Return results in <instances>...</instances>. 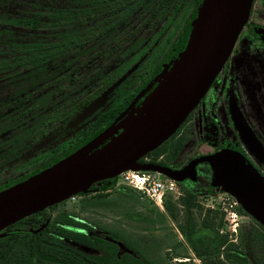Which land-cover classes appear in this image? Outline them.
Masks as SVG:
<instances>
[{
  "label": "flooded vegetation",
  "instance_id": "af4514ba",
  "mask_svg": "<svg viewBox=\"0 0 264 264\" xmlns=\"http://www.w3.org/2000/svg\"><path fill=\"white\" fill-rule=\"evenodd\" d=\"M200 1L85 0L81 54L77 49L57 48L54 33L49 34V44L55 45L49 57H42L46 49L41 48L16 49L18 55L4 50L6 61L0 64V189L38 172L99 134L105 132L98 146L117 134L122 120L139 106L184 45ZM35 36L48 40L47 30L37 31ZM27 52L36 54L26 56ZM112 84L102 102L87 108ZM169 144L178 145L175 152L170 146L157 154L150 150L136 164L158 163L178 169L198 154L232 147L264 178V0L251 1L227 58ZM195 169L193 184H206L211 175L208 162L196 163ZM102 180L91 183L86 192H75L74 197L0 228V264L88 263L85 235L90 240L99 237L103 258L111 257L114 246L117 257L126 253L135 261H144L134 251V244L96 231L81 218L80 210L59 207L82 201L85 195H103ZM230 235L221 249L240 239L236 233ZM169 250L168 246L163 264L175 259ZM195 257L202 264L201 257ZM233 258L224 261L233 264Z\"/></svg>",
  "mask_w": 264,
  "mask_h": 264
},
{
  "label": "water",
  "instance_id": "95a60500",
  "mask_svg": "<svg viewBox=\"0 0 264 264\" xmlns=\"http://www.w3.org/2000/svg\"><path fill=\"white\" fill-rule=\"evenodd\" d=\"M251 1L201 0L184 45L135 113L120 125V131L93 148L104 133L99 134L38 172L1 188L0 228L75 192H86L91 183L122 170H152L181 180L193 176L195 164L200 161L208 162L214 180L264 227V178L236 148L198 154L178 169L158 163L136 164L138 157L175 131L204 94L227 58ZM113 86L87 108L102 102L105 92Z\"/></svg>",
  "mask_w": 264,
  "mask_h": 264
},
{
  "label": "rangeland",
  "instance_id": "374dc122",
  "mask_svg": "<svg viewBox=\"0 0 264 264\" xmlns=\"http://www.w3.org/2000/svg\"><path fill=\"white\" fill-rule=\"evenodd\" d=\"M19 1L20 0H16L14 3H16L17 7H24L23 9H25L27 6L20 4ZM67 1L68 0H41V5L47 6L50 9H56L58 8L59 4H64ZM7 4L9 6H6L8 8V10L6 9L8 12L6 17L10 15V10L14 7V4L12 6H10L9 2H7ZM42 11L45 13L46 10L42 9ZM50 11L52 12V10ZM53 13H56V11ZM40 17L42 19L41 13ZM6 24L10 23L5 21L4 25L6 26ZM10 27L14 28L15 30H19L18 26L16 27L14 24H12ZM35 30L38 32L44 31L45 27L39 26ZM20 40V38H16L17 42ZM7 43L8 42H6V44ZM1 52L3 54V50ZM16 54L18 55V53ZM153 87L143 96L142 100L153 89ZM137 108L133 112L129 113L122 120V122L135 113ZM104 137L105 132L101 137H99V141L97 142L96 146H93V148L97 147L98 143H100ZM168 145L169 141L167 142L166 147ZM157 175L163 177L160 174ZM193 176H188V180H176V189H178V191L181 193L177 194L176 196L175 193L170 194L167 192L163 196L160 205L155 204L151 199L135 191L131 190L130 192L125 193L118 186H107L105 188L106 192H103V195H99L98 193L95 195H85V198L82 199V201L80 200L67 204H60L59 207H69L75 211L80 210L82 213L81 218H84L86 224L91 225L96 229V231L100 233L109 232L110 234L119 237L121 243L126 240L129 241V243L134 244V247L138 249L135 250L136 248L133 247L134 251H137V253L141 254L143 260L148 263L152 261V264H163L165 261L164 252L169 246L170 257L175 258L173 260L171 259V264L181 263V261L177 262L176 259L185 260L184 264H200L199 259L195 257L198 255L194 254V252L181 237L178 224L190 222L192 219L198 225L202 214L207 212V210L217 209L220 211L218 198L219 194H226L230 195L231 197L233 195L226 191L219 183L214 180L212 171L206 184H193V181L197 178L196 169ZM182 185H184V187L194 188L197 191L193 204H185L181 201L180 197L183 194V188L181 187ZM165 198L166 203H163ZM233 198L235 197L233 196ZM238 206L239 203L237 202L236 221L229 223L228 219L224 218V213L221 214L222 223L219 228L221 229L222 233H224V235L227 237L229 233H231L229 237H233L234 233L240 235L241 237L247 226L255 225L256 228L261 229L264 234V229L261 227L259 222H257V220L246 211H239L237 209ZM232 228H234V230ZM234 243L237 246L241 245L239 244V239ZM121 245L123 246V244ZM219 250H221L220 252L223 258L221 259L223 261L227 260L228 258L223 254L224 249L219 248ZM211 252L214 251L212 250ZM208 255L209 254L203 255V258L207 257ZM203 263L204 262L202 259V264Z\"/></svg>",
  "mask_w": 264,
  "mask_h": 264
},
{
  "label": "trees",
  "instance_id": "16d2710c",
  "mask_svg": "<svg viewBox=\"0 0 264 264\" xmlns=\"http://www.w3.org/2000/svg\"><path fill=\"white\" fill-rule=\"evenodd\" d=\"M7 2L10 3V6L14 4L8 17H6L8 14L6 9L8 10L7 7L9 6ZM14 2H16V0H0V64L6 61L2 58L1 52L5 49L12 50L10 55H17L15 52L16 49L25 48L27 50H36L41 48L46 49L44 52H41L42 57H49L51 55L50 49L55 46L49 44L51 38L49 34L51 33L56 35L58 42V44H56L57 48L69 50L77 49L79 50L78 55L82 53V48L85 47V0H68L64 4H59L56 9H50L47 6L41 5V0H20V4L27 6L25 9H23L24 7H17ZM42 9L46 10L45 13ZM50 10H52V12ZM54 11H56V13H53ZM40 13L42 14V19ZM5 21L10 24H6L5 26ZM12 24L16 27L18 26L19 30L11 28L10 26H12ZM39 26L45 27V30H47V42L40 38H35L37 33L35 29ZM16 38L21 39L18 41L20 44L16 41ZM6 42L8 43L6 44ZM3 54L5 53L3 52ZM35 54V52H27L26 56H34ZM31 63H34V61ZM176 131L177 128L167 139L152 149L155 150V154L167 150L169 146L171 147L170 151L175 152L178 145L169 144L167 147L166 145ZM111 184L112 182L110 180L104 179L102 180L101 188L105 189L107 186H111ZM118 187L125 193L131 190L137 192L125 185H120ZM181 187L183 188V194L180 197L181 201L185 204H193L197 191L194 188L184 187V185ZM163 203H166V198ZM237 209L243 212L240 205ZM221 214L222 212L217 209H211L202 214L198 225L192 219L190 222L178 224V229L184 236L189 247L203 259L204 264L226 263L219 257L220 245L224 244L226 240L224 233L219 232V227L222 223ZM261 227L264 229L262 225ZM93 240H90L85 235V247L87 248V250H85V258L90 259L88 263L85 261V264H146L141 260L135 261L132 255L126 253H122L117 257L114 252V246H112L113 252L111 253V257L103 258V249L97 243L100 240L99 237L94 236ZM126 243L129 245L128 241H126ZM239 244H241L239 250H237V245L235 244H227L223 250V254L227 258L228 256L234 257L232 259L233 264H264V234L261 229L256 228L255 225L247 226L239 239ZM229 248H233V251L231 252ZM212 250L214 252H211ZM92 251L94 252L92 253ZM95 251H100V253ZM239 251L240 253H236ZM136 254L142 256L139 253ZM205 254L209 255L203 258ZM125 255L127 256L126 258L124 257Z\"/></svg>",
  "mask_w": 264,
  "mask_h": 264
},
{
  "label": "built area",
  "instance_id": "2783aa9c",
  "mask_svg": "<svg viewBox=\"0 0 264 264\" xmlns=\"http://www.w3.org/2000/svg\"><path fill=\"white\" fill-rule=\"evenodd\" d=\"M152 170L133 169L128 168L120 171L116 175L110 177L112 182L111 186H128L141 195L151 199L155 204L160 205L163 196L169 192L170 194H180L181 192L176 189V180ZM70 197H74L73 194ZM219 210L224 213V218L228 219L231 223L236 221V204L237 200L230 195H218ZM212 206V205H210ZM234 230V228H232Z\"/></svg>",
  "mask_w": 264,
  "mask_h": 264
}]
</instances>
